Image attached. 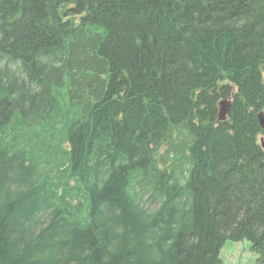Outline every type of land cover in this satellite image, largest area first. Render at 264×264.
Instances as JSON below:
<instances>
[{"label":"trees","instance_id":"trees-1","mask_svg":"<svg viewBox=\"0 0 264 264\" xmlns=\"http://www.w3.org/2000/svg\"><path fill=\"white\" fill-rule=\"evenodd\" d=\"M260 112L264 0H0V264H264Z\"/></svg>","mask_w":264,"mask_h":264},{"label":"rangeland","instance_id":"rangeland-1","mask_svg":"<svg viewBox=\"0 0 264 264\" xmlns=\"http://www.w3.org/2000/svg\"><path fill=\"white\" fill-rule=\"evenodd\" d=\"M264 139V137H263ZM223 264H254L256 255L247 241L234 243L226 241L220 253Z\"/></svg>","mask_w":264,"mask_h":264},{"label":"water","instance_id":"water-1","mask_svg":"<svg viewBox=\"0 0 264 264\" xmlns=\"http://www.w3.org/2000/svg\"><path fill=\"white\" fill-rule=\"evenodd\" d=\"M230 108V103L226 100H222L218 104V121L224 122L227 118V113ZM257 120L261 127V129L264 131V113L260 112L257 114ZM261 146L264 147V139H260Z\"/></svg>","mask_w":264,"mask_h":264}]
</instances>
